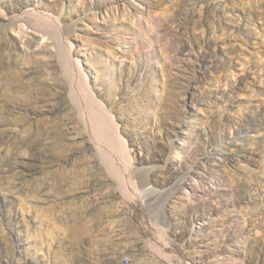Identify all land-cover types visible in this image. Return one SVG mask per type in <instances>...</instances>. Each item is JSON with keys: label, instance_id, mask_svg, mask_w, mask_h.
Here are the masks:
<instances>
[{"label": "rangeland", "instance_id": "obj_1", "mask_svg": "<svg viewBox=\"0 0 264 264\" xmlns=\"http://www.w3.org/2000/svg\"><path fill=\"white\" fill-rule=\"evenodd\" d=\"M125 258L264 264V0H0V264Z\"/></svg>", "mask_w": 264, "mask_h": 264}, {"label": "bare ground", "instance_id": "obj_2", "mask_svg": "<svg viewBox=\"0 0 264 264\" xmlns=\"http://www.w3.org/2000/svg\"><path fill=\"white\" fill-rule=\"evenodd\" d=\"M68 53V52H67ZM69 57V56H68ZM70 59V58H68ZM82 95V94H81ZM83 97V96H82ZM85 97V96H84ZM87 98V97H86ZM79 102V101H78ZM80 103V102H79ZM95 103V102H94ZM96 107V105H95ZM85 108V107H84ZM93 108V106H92ZM100 113L105 115L106 121L103 119V123L104 125L102 127H99V129L102 131V134H99V136L101 137V147H99L103 157H115V156H119L122 155L124 153H126V141L122 138H120L121 136L119 135V129L118 127L115 125L116 121L114 120L113 116L110 115V113L108 112V110L106 109V107L104 108L103 106H100V109H98ZM85 112V111H84ZM83 112V113H84ZM99 115V114H98ZM101 116V115H100ZM92 118V117H91ZM102 118V117H101ZM94 119V118H93ZM89 117H88V119ZM93 121V120H92ZM101 121V119H100ZM88 124V123H87ZM96 134V135H98ZM95 135V136H96ZM99 138V137H98ZM98 142V139H97ZM99 153V152H98ZM112 157V158H113ZM120 157V156H119ZM123 157V156H122ZM112 158H110V160H112ZM116 158V157H115ZM118 158V157H117ZM116 158V159H117ZM124 158V157H123ZM108 159V158H107ZM109 160V159H108ZM121 160V158H120ZM115 166V165H114ZM115 170V169H113ZM124 263L128 264L129 263V259L125 258L124 259Z\"/></svg>", "mask_w": 264, "mask_h": 264}]
</instances>
